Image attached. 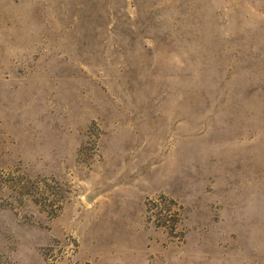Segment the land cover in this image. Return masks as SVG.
I'll list each match as a JSON object with an SVG mask.
<instances>
[{"label": "rangeland", "instance_id": "374dc122", "mask_svg": "<svg viewBox=\"0 0 264 264\" xmlns=\"http://www.w3.org/2000/svg\"><path fill=\"white\" fill-rule=\"evenodd\" d=\"M0 264H264V0H0Z\"/></svg>", "mask_w": 264, "mask_h": 264}]
</instances>
